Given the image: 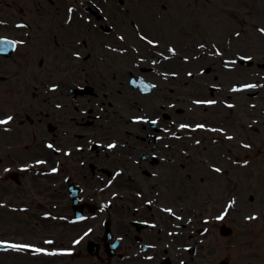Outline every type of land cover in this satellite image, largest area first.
<instances>
[{
	"label": "rangeland",
	"instance_id": "1",
	"mask_svg": "<svg viewBox=\"0 0 264 264\" xmlns=\"http://www.w3.org/2000/svg\"><path fill=\"white\" fill-rule=\"evenodd\" d=\"M29 3L27 6H30L31 4H35L38 1L41 0H27ZM164 2V0H162ZM169 4L171 3L172 6L169 9H162L160 6H157L156 10L154 12H148V9H152L155 5H159V0H156V3H152L151 0H133L131 4H127L129 12L124 13L125 17H135V15L143 16V19L148 18L150 20L154 27H156V30H159L160 37L162 35H165L168 31V28H172L179 31L180 38H183L185 41L194 42L200 39H205L208 42H215L217 45L220 46V51H222L224 54H234L237 53L238 55H251L254 59V69H257V62L256 61H264V32L261 30L264 29V0H168ZM3 5L4 2L2 1V4H0V9H5ZM32 8V7H30ZM7 12V11H6ZM9 12H7L8 14ZM13 13L10 12L9 15H12ZM32 14H37L36 9L32 8L31 13L28 15L29 18ZM8 16V15H7ZM39 19H42L40 17ZM56 20V19H55ZM83 23L82 20L79 19L78 15L74 13V24L77 22ZM85 24V23H83ZM86 28L90 29V24H85ZM132 35V34H131ZM81 40H84L83 36L80 38ZM183 45V43H181ZM83 47V45H81ZM212 48L213 46H208ZM93 48V45L89 42L86 43L85 52H89ZM133 57L130 55H126V57L119 56L116 53H110V56L108 59L104 61L105 65L103 66L102 70L99 71V73H92L89 72V69L94 66V63H100L103 65V61L96 59L91 60L90 63L81 64V66L86 70L85 79H91L93 76L97 79L99 82L101 80L103 83L109 87L110 89L114 90L116 88L120 89L123 92V97L120 96L115 92V94L112 95V99L117 100L119 103L118 105L123 106V112L125 121L128 119V115L137 114V113H143L142 111H146L147 114L149 112L150 116H154L157 114L159 108L161 107V103L165 104L167 103V96H169L170 91H173V99L176 101V106H181L182 108H185V98H186V91H185V85H184V79L183 77H174L170 80L164 81L163 77L158 78V88L155 90V93H157L158 97L160 99H155L150 96H140L137 92L136 94L133 93L129 86L121 85V80L126 76L130 68L131 59ZM121 61H120V60ZM209 58H203L200 63H209L206 60ZM67 61L63 62L64 67H67L65 64ZM126 62L128 64L122 66L123 71H121V68L119 65H122ZM70 63V62H69ZM160 62V67L163 64ZM178 63L175 62L171 64L174 69H178L177 71H181V69L186 68V64L176 66ZM180 64V62H179ZM217 64V74L214 76L217 82L219 83H225L227 80L231 79L237 71H227L222 69L221 59L216 62ZM166 66V65H164ZM170 66V65H167ZM199 66V65H198ZM196 66V67H198ZM69 69L72 70L71 63L68 65ZM132 67V66H131ZM105 70V71H104ZM133 70L136 71L133 67ZM73 73V71H72ZM209 75V74H208ZM116 78L115 80L113 79ZM105 79V80H103ZM211 79V78H210ZM239 79V77H237ZM70 81L74 80L73 76H67L64 78V81ZM211 81V80H210ZM192 88V87H191ZM193 89V88H192ZM196 89H193L194 93L196 92ZM169 92V93H168ZM240 99L246 102V99L244 96H237ZM138 103H137V102ZM138 104L141 106L140 109H142L139 112ZM116 106V105H115ZM143 107V108H142ZM221 106L218 105V108H214L209 110L207 113L211 116V112L216 111L221 112ZM166 110V109H165ZM8 111V110H7ZM5 111V112H7ZM11 111V110H10ZM71 114H74V108L71 107ZM175 113H178L173 109ZM9 112V111H8ZM118 112H120L118 110ZM223 113H227L223 111ZM109 116V114H107ZM177 118H183L184 115H176ZM105 122V120L100 121L101 124H108L109 119ZM115 122H119L115 118ZM66 127V126H65ZM119 128L116 132L119 135L118 137H121L122 140L126 142L128 152H132V149L135 148L136 142H139V138L136 139V135L138 134L139 130L141 129L140 125L137 124H131V123H125L123 122V126H119ZM106 133H109L108 131ZM110 135L107 136L105 141L110 140ZM148 150L153 149L152 143H148V145H144ZM139 148V147H137ZM193 151H198L199 148L192 147ZM172 155L175 156L176 159L180 157L181 152L172 150ZM193 160V159H192ZM153 162L152 160H150ZM185 160L180 157L179 160L175 161L173 168L170 166L171 171H176L174 180L183 182V185H180L181 189V195L182 196H192V193L194 189H196L197 194L199 190L203 189H210L213 188V183L210 182V177L205 176L202 177V182L206 184V188L203 186L199 188L198 183L197 185L193 186L190 185L189 182L186 181V178L184 176L185 172H193L197 173V170L199 166L194 163L188 164L187 169H182L181 162H184ZM180 162V163H179ZM152 165H155L153 162ZM168 166V164H166ZM181 166V167H180ZM143 168V167H142ZM148 169L150 167H147ZM150 171V169H149ZM208 170L204 167V169L201 172L202 174H207ZM245 172V171H244ZM243 172V173H244ZM242 173V174H243ZM140 178L139 182L144 185H149V181L147 178H144L142 172H139ZM244 181V179H241ZM167 183L169 184L171 179L166 178ZM187 182L189 186L185 183ZM216 187V186H215ZM169 189H166V192H172L176 193V187L175 185L168 186ZM199 189V190H198ZM218 194L213 195V199ZM34 235L37 236V233L35 232ZM39 237V236H37ZM224 254H227L230 256V252H224ZM217 254H215L216 256Z\"/></svg>",
	"mask_w": 264,
	"mask_h": 264
},
{
	"label": "flooded vegetation",
	"instance_id": "2",
	"mask_svg": "<svg viewBox=\"0 0 264 264\" xmlns=\"http://www.w3.org/2000/svg\"><path fill=\"white\" fill-rule=\"evenodd\" d=\"M249 223V229L247 230L248 246L252 247L255 245L256 242H258L264 237V221L260 223L251 221ZM119 230H121L123 233H126V225L124 223H121L119 226ZM258 246H261L264 250V240L259 242ZM248 264H254L250 257L248 259Z\"/></svg>",
	"mask_w": 264,
	"mask_h": 264
},
{
	"label": "snow or ice",
	"instance_id": "3",
	"mask_svg": "<svg viewBox=\"0 0 264 264\" xmlns=\"http://www.w3.org/2000/svg\"><path fill=\"white\" fill-rule=\"evenodd\" d=\"M261 31L264 32V29H262ZM13 47H15L14 44H13ZM247 59H250V58H247ZM245 87H254V86L253 85H246ZM208 103H214V101H208ZM11 119H12V117L9 116V117H7L4 120H0V124H6ZM181 127H186V126L185 125H181ZM197 127H203V126L202 125H197ZM49 147H51V145H49ZM108 147L109 148H112V147H114V145H111L110 144V145H108ZM38 163H42V162H39L38 161ZM53 171H55V169H53ZM216 171H220V170L219 169H216ZM217 219H222V217H217ZM0 243H4V242H0ZM48 243H51V242L49 241ZM74 243H79V241H75ZM7 247L20 250V249L30 248L31 246L30 245H27V244H8ZM34 251L39 253V252H44L45 250L44 249H41V248H36V249H34Z\"/></svg>",
	"mask_w": 264,
	"mask_h": 264
}]
</instances>
